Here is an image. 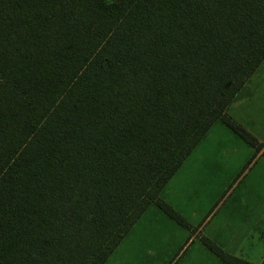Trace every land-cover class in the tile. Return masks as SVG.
Segmentation results:
<instances>
[{"label":"trees","instance_id":"1","mask_svg":"<svg viewBox=\"0 0 264 264\" xmlns=\"http://www.w3.org/2000/svg\"><path fill=\"white\" fill-rule=\"evenodd\" d=\"M264 61V0H0V264H105ZM208 247L225 264H250Z\"/></svg>","mask_w":264,"mask_h":264},{"label":"rangeland","instance_id":"2","mask_svg":"<svg viewBox=\"0 0 264 264\" xmlns=\"http://www.w3.org/2000/svg\"><path fill=\"white\" fill-rule=\"evenodd\" d=\"M239 94L230 104L227 115L261 142L254 137L259 144L253 146L224 122L214 124L162 194L170 202L163 197L164 201L183 217L185 226L175 223L165 213L162 214L168 217L169 225L164 220L153 224V216L148 213L141 226L151 225L138 228L136 223L105 264H225L208 247L209 242L232 257L264 262L256 258L264 256V227H258L255 237L248 227L242 226V211H237L245 203L242 200L247 199V191L257 193V169L263 162L262 159L257 163V155L264 147V61ZM215 127L216 135H213ZM235 140L236 147L232 143ZM218 142L229 148L228 182L208 189L205 173L195 168L205 165L208 151L218 154L219 148L215 147ZM256 199L257 195L248 201L254 203Z\"/></svg>","mask_w":264,"mask_h":264},{"label":"crops","instance_id":"3","mask_svg":"<svg viewBox=\"0 0 264 264\" xmlns=\"http://www.w3.org/2000/svg\"><path fill=\"white\" fill-rule=\"evenodd\" d=\"M239 96H240V94L238 95V97ZM229 111H230V108H229ZM229 115H230V112H229ZM258 119L259 118H257V120ZM217 127H215L212 130L213 135H216V128ZM253 136L255 137V135H253ZM255 138L259 141V139L257 137H255ZM259 142H261V141H259ZM259 142H257V144H259ZM223 143H225V141H223ZM232 143H234V147H236L237 146L236 144L238 142H237V140H235ZM215 147L219 148L218 154H210L211 151H208V153L204 157V159H205L204 164L205 165L203 167L197 166L195 168L196 170L199 169V171L205 173V182L207 184L206 186L208 187V189L212 188L214 185L221 186L224 184V182H226V183L228 182V160H229V157L227 156V152H228L229 148L225 147V146L223 147L221 142H218V144H216ZM220 148H224V150L221 151ZM262 159H263V162H261L259 164V167L257 169V193L255 190L254 191L253 190L247 191L246 192L247 199L245 198L242 200V203L243 202H245V203L243 205L240 204L239 208L237 209V211H242L241 212V218L244 221L242 226L248 227L249 233L253 232L255 234V237L257 236L256 233H257L258 227H264V147H263V149H261L259 151V153L257 155V163H258V161H260ZM225 161H227L226 166H224ZM175 176L176 175H174V177ZM166 187H168V186H166ZM165 190L166 189H164L162 194H164ZM173 190H174V188H173ZM175 194H176V192L174 190V196H175ZM256 195H257V199L254 203H252V200L248 201L249 199L256 197ZM163 197H164L165 201L170 202L169 199H167L165 196H162V198ZM148 213H151V215L153 216V224L158 223L160 220H164L163 222L167 223L168 225L170 224L168 217L165 215L167 217V218H165V216H163V214H162L163 212L159 208L157 209L156 206L153 207V205H151L148 208V210L143 214V216L139 219V221L137 222L138 228H144L148 225H151V224H146L144 226H141L142 221H144L147 218ZM151 215H150V219H149L150 223L152 222V216ZM263 235H264V231H263ZM256 258L257 259L258 258L264 259V256H261V257L257 256ZM246 261L249 262L250 264H264V262L263 263H257L255 261H251V260H246Z\"/></svg>","mask_w":264,"mask_h":264}]
</instances>
